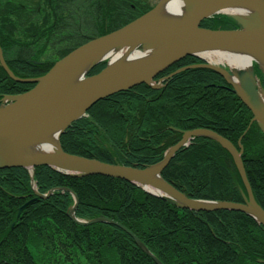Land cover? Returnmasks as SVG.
Returning a JSON list of instances; mask_svg holds the SVG:
<instances>
[{
    "label": "trees",
    "instance_id": "1",
    "mask_svg": "<svg viewBox=\"0 0 264 264\" xmlns=\"http://www.w3.org/2000/svg\"><path fill=\"white\" fill-rule=\"evenodd\" d=\"M125 1V13L117 8L120 16L127 17L131 3ZM55 2L61 4L62 0ZM43 4L53 3L45 0ZM50 10L55 12V26H49L51 18L43 13L36 15L37 21H33L34 16L23 18L22 25H31V29L33 26L35 35L42 29L43 34L44 30L52 34L64 19L59 18L64 10L55 6ZM201 24L209 28H233L232 21L218 18ZM3 27L8 34L16 29L9 20ZM89 40L84 38L77 46L62 48L57 53L62 58ZM24 42L14 44L11 38L0 34V48L7 66L22 77L46 72L49 69L46 64L29 63L33 50ZM201 61L188 56L175 66ZM32 86L13 80L0 65V96L21 93ZM102 103L106 108L99 103L94 105L87 117L73 122L62 134L65 151L142 168L160 161L185 130L211 128L238 148L244 147L245 171L252 192L264 209V149L258 147L255 152L253 143L261 140L260 131L255 122L251 123V110L215 70L187 69L167 80L162 88L143 83L110 95ZM171 126L177 130L170 129ZM101 128L107 133V140ZM35 172L41 192L50 186L67 187L80 196L76 216L83 219L102 216L123 226L109 222L76 223L68 216L72 195L61 190L37 198L20 215L16 207L28 199V194H24L30 189L29 172L21 167L0 169V264L47 261L49 264H159L156 259L162 264H264V226L243 211L178 208L130 181L114 177L65 176L46 166L37 167ZM162 175L192 198L241 202L242 189L246 190L231 153L215 140L202 136L181 147ZM135 236L152 255L143 250ZM37 238L56 246L50 247L57 253H51L47 261L44 257L37 258L33 251L31 244ZM54 256L60 259L52 263Z\"/></svg>",
    "mask_w": 264,
    "mask_h": 264
},
{
    "label": "water",
    "instance_id": "2",
    "mask_svg": "<svg viewBox=\"0 0 264 264\" xmlns=\"http://www.w3.org/2000/svg\"><path fill=\"white\" fill-rule=\"evenodd\" d=\"M166 1L167 0L161 1L146 15L141 16L104 36L94 38L81 47L73 50L71 53L57 61L43 76L38 78L20 79L10 73L13 79L20 82H34L35 86L31 90L21 94L7 95L6 97L10 103L0 108V152H4L10 148L9 150L13 155L11 158L0 161V168L10 166L35 167L38 165H50L57 170L65 171L77 176L101 174L121 178L133 181L144 189H146L144 186H149L150 190L146 189L147 191L159 195L181 207L205 210L219 208L242 210L264 223V220L259 217V215L264 217V210L256 203L252 196V192L250 193V197L253 200L248 201L245 199L246 203L218 200H193L180 193L161 177V171L174 156L175 151L181 145H184L189 138L194 136L203 135L213 138L223 147L227 148L235 158L238 157V152L234 145L228 139L212 130L196 128L185 132L182 140L169 150L160 162L144 169L106 163L94 158L91 159L83 156L68 155L60 145L59 137L62 132L74 121L83 116L87 108L93 105L96 101L118 90L128 89L133 84L147 83L151 85L152 78L158 74V72L166 69L187 55H199L200 50L210 46L234 47L239 49L245 48L247 50L264 52V0H236L237 2H232V4H238L240 1H246L254 7V9H252V15L246 17L237 14L234 18L237 21H235L236 23L239 22V24H242L245 28H240L239 25V29L216 30L199 27V22L206 18V16L209 17L213 13L221 12L222 9L225 8L223 7L225 5V0H216L209 3L205 2V4H201V2L196 4L197 0H194L188 7V10H190L191 13L190 17L179 23L169 24L170 22H168V20H159L156 22L146 19V16L153 13L162 4H165ZM228 2L231 1L229 0ZM147 38L163 39V43L166 45L163 50L165 55L162 60L156 64L153 72L148 73L146 70H143L135 77L118 85L114 84V80H101L96 82L97 80L110 75L107 67L94 76L87 77L89 79H94L95 81L93 80L91 85L84 90L81 102L78 104L76 103L75 106L72 104L55 106L46 102L47 95L63 75L73 70L87 57L93 54L96 55V53L104 51V49L114 45L118 46L131 40H145ZM148 43L150 46L147 49L152 50L154 45L150 44V42ZM256 62L264 71L261 63L257 60ZM193 67L189 66L188 68ZM204 67L216 70L234 86V89L232 88L233 91H235L252 110L254 113L253 120L257 121L259 127L264 132V108L261 103L256 101L252 96V88H247L244 94H242L230 79V74L227 70L215 64H205ZM5 69L6 71H9L7 66H5ZM252 70L257 78L254 67ZM55 129H59L57 135L58 150L53 154L16 155L11 150L16 145H27V143L32 144L31 142L34 141V139ZM237 164L240 166L241 174L244 178L245 171L243 166L241 162L237 161ZM155 170L158 173L159 180L154 179L153 172ZM247 188L251 190L248 185ZM71 218L79 224L105 221L121 225L112 219L102 216L91 221H85L76 218L72 213ZM136 241L144 251L149 253L140 239L136 238ZM154 259H156V257H154ZM156 261L159 264H162L158 259H156Z\"/></svg>",
    "mask_w": 264,
    "mask_h": 264
},
{
    "label": "rangeland",
    "instance_id": "3",
    "mask_svg": "<svg viewBox=\"0 0 264 264\" xmlns=\"http://www.w3.org/2000/svg\"><path fill=\"white\" fill-rule=\"evenodd\" d=\"M55 1L56 0H50V3H53V4H43L45 2V0H0V13H1V15H0V34H1V37L5 36L6 39L11 38L12 42H15L14 44H18V42H19V44L22 45L21 41H25L23 44L25 46L27 45V47H29V48L32 47V50H33V55L31 56V58H30L31 60L29 61V63H32L34 65L35 64L36 65L46 64L49 67V69L47 71H49L51 69V67H53L54 64L57 61H59V59H61V55H58L57 52L60 51L62 48L71 47V46L75 47L78 44L82 43L84 38H86V39L89 38L92 40V38L93 39L98 38L100 36H104L110 32H113L110 30L113 27H115L116 25H121L122 23L123 24L127 23V21L132 22L135 19L146 15L148 12H150L153 8H155L163 0H128L129 3H131V9H130L131 11L127 17H125L124 15L120 16V11L117 8V6H118L121 9V12L124 11V13H125V10H126L125 5H127V2L125 0H108L107 1L108 4H106V2H105L106 0H62L61 4H54V3H56ZM228 1L229 0H225L224 1L225 5L223 6V7H226L228 9L234 5V4H232V2H237L236 0H230L231 2H228ZM114 4H116V6ZM52 6H55L56 8H60V9L64 10L61 13V15H59V18L64 17V19L59 22V24L56 26V29L54 28L51 31V32H53L52 34L47 33L45 30H44L45 34H43V31H42L43 29H42L41 31H39L35 35V31L33 32V30H32V29H34L33 26L31 29L30 28L31 25H27V24L25 26L22 25L23 24V22H22L23 18H25L27 16L28 17L34 16L33 21H37L38 20L37 16H39L38 13H41V14L43 13V14H46L49 18H51V23L49 24V26H51L52 24L55 26L56 25V23L54 22L55 12L50 10ZM111 6H114V9H112ZM2 12L7 13V14H3ZM233 14L234 13H231L229 11H221L218 13H213V14H211V16H209V17L206 16V18L202 19L199 22V27L211 29V30L222 29L221 27H217V28L204 27L201 24L202 21H205L207 19L211 20L214 18H218L219 20H221L223 22H225V20H226V22L232 21V26L235 29H239V25H240V28H242V27L245 28L244 26H242V24H239V22L236 23L237 21L234 18H235V16H237V14H235V15H233ZM112 19H113V21H112ZM4 20L5 21L6 20L12 21L13 25L16 28L13 33L8 34V31L3 27V24L5 23ZM116 20H117V22H116ZM113 24H114V26H113ZM35 25H40V24L35 23ZM28 28L30 30H28ZM225 29H231V28H225ZM85 43H87V42H85ZM84 44H81L79 47H81ZM149 46H150L149 44L145 43V44L139 45V48H140V50H145V49L149 48ZM77 48H75V49H77ZM223 48L234 51V47H223ZM236 52H238V51H236ZM3 54H4V51L2 48H0V65L2 67H5V65H7V62H6ZM190 56H192V55H190ZM199 56H201V58L196 57V56H194V57L198 58L202 61L198 62V63L191 64L192 65L191 67L197 66V65H200V67H203V66H205V64H215V65H219L222 68H224L225 70H227V72H229V74H230V77H232L235 73H237V72H235V71H237L236 68L233 65L229 64L225 60L219 62V61H216V57H214V56L209 57L208 55L201 54V53L199 54ZM211 60H214L217 63H214ZM179 61H181V60L176 61L175 63L172 64V66L167 67L166 69L158 72V74H156L152 78V80H151L152 84L151 85H154V86L155 85H159V86L164 85L163 81L166 78H170L172 75L173 76L176 75L175 73L177 71L181 70V67H182V66L179 67V65H178V67L175 66L176 63ZM108 66H109V61L103 59L99 63L95 64L93 67H90L89 72L87 73L86 77L87 76H94L97 72H100L101 70H103L104 68H107ZM172 67H174V68H172ZM253 67H254V70L258 73L257 76H259V78L261 77L264 81V71L261 69L259 64L256 62V59L253 60ZM193 68H197V67H193ZM47 71L42 73V74H39L37 76L27 77V78H38L40 76L45 75L47 73ZM179 73H180V71H179ZM28 83L32 84L33 86L30 87L28 90L23 91L22 93L27 92V91L31 90L32 88H34V85H35L34 82H28ZM141 84H143V83H140V85ZM228 84L230 85L231 88L234 89V86L231 83L228 82ZM137 85L138 84H133L128 89H121V90L114 92L113 94L118 93V92H123L124 90L133 89L134 87H137ZM233 92L237 96V98H240V100L243 103L245 102L235 91H233ZM12 94L13 93H11V95ZM113 94H111V95H113ZM108 97L109 96H106V97H103V98L99 99L98 101H96L93 105H91L89 108H87V110L85 111V113L83 115H87L89 113L88 110H90L94 105H97L98 103L101 106L103 105L106 108V106L103 104L104 102L102 103V101H105ZM251 112H252V110H251ZM252 114L254 117L253 112H252ZM85 117H87V116H81L80 118L77 119V121L83 120ZM252 122L253 123L255 122V124L258 126V129L260 131V132H258V134H259L258 136H260L261 140L259 142H253L254 147H255L254 151L256 152L258 147L264 149V132L259 127L257 121H252ZM68 127L62 132V134H64L67 131ZM175 128H177V127L172 126L170 129L175 130ZM205 128H207V127H205ZM208 129L215 131L211 128H208ZM101 130H102V128H101ZM102 132H103V136L105 137V140H107V133L103 130H102ZM62 134L59 137V141H60L61 146H62V142H61ZM224 138H226V137L224 136ZM171 147H169L168 150ZM223 148H225V147H223ZM243 148H244L243 146H242V148H240V146H239V148H238L239 151L236 149V151L238 152V157H236L237 159L235 157L234 158L238 162H241L243 159V153H244ZM225 149L228 151L227 148H225ZM251 151H253V149H251ZM65 152L68 155L74 156L70 152H67V151H65ZM75 156H79V155H75ZM238 159L241 161H239ZM39 166H41V165L35 166V169L31 166L27 169L25 168V170H27L30 173L29 174V176H30V179H29L30 180V189H29V191H26L24 194V195L28 194V199L23 200V202L26 204V206L30 205L31 200H33L36 196H38V195L41 196V194L43 193L39 190L38 183L36 182V179H35V173H36L35 171H36V168ZM42 166H46V167L51 168L52 170H55V168L53 166H50V165H42ZM13 167H16V166H10L9 169L13 168ZM61 174L65 175V176H70L69 174H65V173H61ZM243 184L246 187H247V185L250 186V189H251V190H249L248 188H246V190L242 189V191L244 192V193H242L243 200H244V198L248 201L253 200L250 197V193L253 190H252V186L250 184L247 173L245 174V176L243 178ZM50 187H49L50 189L48 191H46V193L51 192V190L55 186H50ZM6 191L8 192V190H6ZM31 195H33L35 197H31ZM76 195L78 197V203H79L80 196L77 193H76ZM252 196H253L254 200L256 201V203L263 209V207L256 200L253 192H252ZM246 200L242 201V202L246 203ZM21 206L22 205L16 207V209H18V212H20L21 210H23V211L27 210L25 208L22 209ZM71 214H72V210L69 207V212H68L69 218H71ZM48 221L50 222V219ZM48 221L43 220V222H48ZM50 243L51 242L49 240H47L45 242V241L38 240V238H37L36 242L31 244L33 251L35 252V255L37 256V258L39 256L41 258L44 257L45 260L47 261L48 259H50L51 253L53 255H54V251H55V253H57L55 249L50 248V247L55 248L56 246L51 245ZM67 252L69 253V250ZM71 252H72V249H71ZM92 253H93V250H92ZM111 254L113 256H115L114 255L115 253H111ZM56 255H58V254H55V256ZM65 255H66V253H65ZM55 256L52 258V260H53L52 263H55L57 259L58 260L60 259V257L56 258ZM47 262H43L42 264H49Z\"/></svg>",
    "mask_w": 264,
    "mask_h": 264
},
{
    "label": "bare ground",
    "instance_id": "4",
    "mask_svg": "<svg viewBox=\"0 0 264 264\" xmlns=\"http://www.w3.org/2000/svg\"><path fill=\"white\" fill-rule=\"evenodd\" d=\"M193 1L194 0H167L165 4H162L157 10L146 16V19L156 22L159 20H168V22H170L169 24L182 22L190 17L191 13L190 10H188V7ZM214 1L216 0H197L196 4L199 2H201V4H205V2L209 3ZM252 9H254L252 4L246 1H240L238 4H234L229 9L226 7L223 8L222 11H229L231 13L247 17L252 15ZM147 41L150 42V44H153L154 48L152 50H140L138 45L144 44ZM148 42L146 44H149ZM163 42V39L155 38H147L145 40H131L125 44L111 46L104 49V51L96 53V55L93 54L87 57L73 70L63 75V77L53 86L47 95L46 102L55 106L63 104H72L75 106L76 103H80L84 95V90H86V88H88L94 80L86 77L90 67L103 59L109 61L108 71L110 72V75H107L103 79H99L96 82L101 80H114V84L118 85L124 83L126 80L132 77H135L143 70H146L148 73L153 72L156 64L162 60L165 55L163 50L166 45ZM199 53L206 54L209 57L214 56L216 57V61L221 62L225 60L229 64L233 65L236 68L237 71L235 72L237 73L230 77V79L238 87L242 94H244L247 88H252V96L256 101L260 102L264 108V91L258 87V79L253 74L252 70L253 60L255 59L261 63L264 69V52L247 50L245 48H234L233 51L223 47L210 46L200 50ZM214 60L211 61L217 63ZM187 66L188 65H184L182 67ZM7 73L10 77V73L15 75L11 69H9ZM17 77L20 79H27V77ZM15 81L18 82V80ZM23 82L27 83L26 81ZM58 131L59 129L52 130L49 133L43 134L40 137L34 139V141L31 142L32 144L27 143V145H16L11 150L16 155H43L46 153L53 154L58 150ZM9 149L4 151L5 153L3 151L0 152V161L13 156ZM153 176L154 179H158V173L156 170L153 172ZM144 187L150 190L148 186ZM26 207L27 206L25 203H23L21 206L23 209ZM259 217L260 219L264 220L263 216L259 215Z\"/></svg>",
    "mask_w": 264,
    "mask_h": 264
}]
</instances>
